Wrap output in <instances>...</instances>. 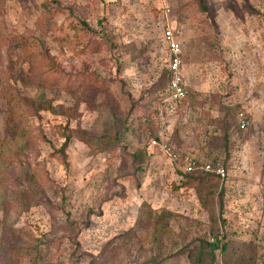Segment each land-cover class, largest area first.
Returning <instances> with one entry per match:
<instances>
[{
	"label": "rangeland",
	"instance_id": "obj_1",
	"mask_svg": "<svg viewBox=\"0 0 264 264\" xmlns=\"http://www.w3.org/2000/svg\"><path fill=\"white\" fill-rule=\"evenodd\" d=\"M178 102L225 177L148 145ZM0 264H264V0H0Z\"/></svg>",
	"mask_w": 264,
	"mask_h": 264
},
{
	"label": "built area",
	"instance_id": "obj_2",
	"mask_svg": "<svg viewBox=\"0 0 264 264\" xmlns=\"http://www.w3.org/2000/svg\"><path fill=\"white\" fill-rule=\"evenodd\" d=\"M161 37L165 45L167 53V92L170 101H181L185 95V84L183 77L180 73V45L178 41L173 37L171 28L167 24L161 25ZM236 125L239 129H244L247 125V119L243 111L238 110L236 115ZM149 146H158L161 151H164L169 159L173 162L178 161V154L173 151V148L167 143L165 139H150L148 141ZM178 163V162H177ZM178 169L181 172L194 171V169H200L203 172L214 175L218 178L225 177L226 168L222 162L218 159H206L203 156L188 157L182 164L178 163Z\"/></svg>",
	"mask_w": 264,
	"mask_h": 264
},
{
	"label": "crops",
	"instance_id": "obj_3",
	"mask_svg": "<svg viewBox=\"0 0 264 264\" xmlns=\"http://www.w3.org/2000/svg\"><path fill=\"white\" fill-rule=\"evenodd\" d=\"M182 103L183 102H178V104H168L167 106L162 105V108L159 109V121L161 120L159 123H167V133L165 132L166 136L164 137L167 138L166 141L173 148V151H176L178 156H181L179 152L184 153L188 158L193 157L192 152L195 151V148H189V141L185 136L187 130L184 128L185 126H183V124L205 122V120L202 118V114L198 115V113H196L191 106L186 105V103ZM204 110L210 111L208 106ZM199 111L201 112L202 110ZM216 112L219 114L218 111ZM208 118L209 119H207L206 122L213 120L214 122H219L220 124L222 120L220 117L212 114H209ZM212 135H217L218 137L219 133L218 131H213ZM213 152L214 154H219V150L214 149ZM213 158L217 159L219 157L214 156Z\"/></svg>",
	"mask_w": 264,
	"mask_h": 264
},
{
	"label": "trees",
	"instance_id": "obj_4",
	"mask_svg": "<svg viewBox=\"0 0 264 264\" xmlns=\"http://www.w3.org/2000/svg\"><path fill=\"white\" fill-rule=\"evenodd\" d=\"M85 22H86V21H82V24L86 25ZM167 82H168V79H167ZM189 173H191V171H189V172H185V173H183V174H189ZM205 173H206V172H205ZM207 174H208V173H207ZM210 176H211V174H210ZM213 176H214V175H213ZM208 177H209V176H208ZM206 178H207V176H206ZM207 245H208V247L211 248V249L217 247V245H216L215 242H208ZM211 249H210V250H211ZM223 250H224V245L220 246V251H223Z\"/></svg>",
	"mask_w": 264,
	"mask_h": 264
}]
</instances>
